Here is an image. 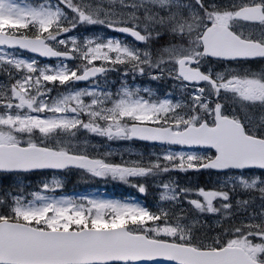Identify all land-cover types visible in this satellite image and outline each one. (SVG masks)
<instances>
[{
	"label": "snow or ice",
	"instance_id": "snow-or-ice-1",
	"mask_svg": "<svg viewBox=\"0 0 264 264\" xmlns=\"http://www.w3.org/2000/svg\"><path fill=\"white\" fill-rule=\"evenodd\" d=\"M0 264H264V0H0Z\"/></svg>",
	"mask_w": 264,
	"mask_h": 264
},
{
	"label": "trees",
	"instance_id": "trees-1",
	"mask_svg": "<svg viewBox=\"0 0 264 264\" xmlns=\"http://www.w3.org/2000/svg\"><path fill=\"white\" fill-rule=\"evenodd\" d=\"M42 177L40 176H30L25 184H31L35 186L40 182V179ZM66 179V188L65 191L69 192H79L81 194V191L84 193L83 194H88V193H102L104 196L108 194H117L118 187L121 189L123 192V195L126 198H129L132 195V189H128L124 185H119V184H114L113 187L108 186V184H103V183H97L95 181H89L87 183L83 182L77 175L74 174H69L67 175ZM200 186V183H199ZM113 192V193H111Z\"/></svg>",
	"mask_w": 264,
	"mask_h": 264
},
{
	"label": "rangeland",
	"instance_id": "rangeland-1",
	"mask_svg": "<svg viewBox=\"0 0 264 264\" xmlns=\"http://www.w3.org/2000/svg\"><path fill=\"white\" fill-rule=\"evenodd\" d=\"M113 147L114 148H118L119 147V145H113ZM42 179V178H41ZM40 179V180H41ZM24 182H26V181H24ZM127 187V186H126ZM128 188V187H127ZM128 189H130V188H128ZM117 192H119V193H123L122 191H121V189L118 187V191Z\"/></svg>",
	"mask_w": 264,
	"mask_h": 264
}]
</instances>
